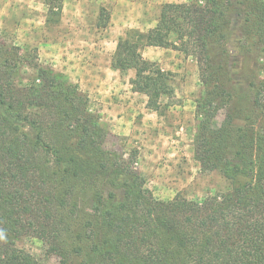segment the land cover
Segmentation results:
<instances>
[{
	"label": "trees",
	"instance_id": "trees-1",
	"mask_svg": "<svg viewBox=\"0 0 264 264\" xmlns=\"http://www.w3.org/2000/svg\"><path fill=\"white\" fill-rule=\"evenodd\" d=\"M148 47L195 59L194 158L228 189L155 199L77 85L37 65L23 83L20 49L0 45V264H41L21 237L57 264H264V0L165 3L153 28L118 39L111 68L133 70L132 92L158 112L174 89Z\"/></svg>",
	"mask_w": 264,
	"mask_h": 264
},
{
	"label": "rangeland",
	"instance_id": "rangeland-1",
	"mask_svg": "<svg viewBox=\"0 0 264 264\" xmlns=\"http://www.w3.org/2000/svg\"><path fill=\"white\" fill-rule=\"evenodd\" d=\"M149 1L0 0V45L20 49L24 66L18 79L23 83L34 81L37 65L77 85L108 132L106 147L137 153L135 170L155 199L180 195L200 201L225 192L228 184L194 158L202 91L195 59L170 48L154 51V60L148 61L171 74L174 89L172 97L160 98L158 112L147 108L145 95L132 92L133 70L111 68L120 37L130 30L146 32L157 23L161 6ZM14 245L41 264H57L38 239L21 237Z\"/></svg>",
	"mask_w": 264,
	"mask_h": 264
},
{
	"label": "crops",
	"instance_id": "crops-1",
	"mask_svg": "<svg viewBox=\"0 0 264 264\" xmlns=\"http://www.w3.org/2000/svg\"><path fill=\"white\" fill-rule=\"evenodd\" d=\"M151 1H153V0H150L149 2H151ZM156 1V3H158V5L159 6H161V5H163V4H165V3H182L181 1H178V0H155ZM184 2V1H183ZM155 22H157L156 20H154ZM154 25H156V24H154ZM154 25H152L151 27L153 28V26ZM158 50L159 48H154V47H148V48H145L143 51H142V57L145 59V60H154V56L153 55H155L156 53L154 52L155 50ZM147 59H146V58ZM135 94V93H134Z\"/></svg>",
	"mask_w": 264,
	"mask_h": 264
},
{
	"label": "clouds",
	"instance_id": "clouds-1",
	"mask_svg": "<svg viewBox=\"0 0 264 264\" xmlns=\"http://www.w3.org/2000/svg\"><path fill=\"white\" fill-rule=\"evenodd\" d=\"M0 239H5V233L3 231H0Z\"/></svg>",
	"mask_w": 264,
	"mask_h": 264
}]
</instances>
